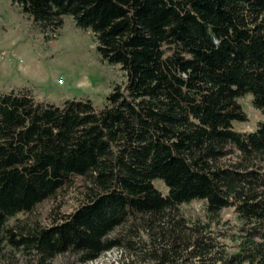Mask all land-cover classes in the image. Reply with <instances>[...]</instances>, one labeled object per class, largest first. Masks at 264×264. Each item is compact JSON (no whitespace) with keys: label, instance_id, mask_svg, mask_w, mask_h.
<instances>
[{"label":"trees","instance_id":"16d2710c","mask_svg":"<svg viewBox=\"0 0 264 264\" xmlns=\"http://www.w3.org/2000/svg\"><path fill=\"white\" fill-rule=\"evenodd\" d=\"M12 3L53 35L71 17L126 82L102 110L0 93V264H264V122L235 129L247 96L264 116V0ZM76 179L74 212L20 220ZM193 202L209 221L181 212ZM226 209L229 232L211 218Z\"/></svg>","mask_w":264,"mask_h":264},{"label":"rangeland","instance_id":"374dc122","mask_svg":"<svg viewBox=\"0 0 264 264\" xmlns=\"http://www.w3.org/2000/svg\"><path fill=\"white\" fill-rule=\"evenodd\" d=\"M125 82V74L119 66H110L100 60L92 33L78 28L71 17H63L62 27L53 35L30 21L12 0H0V93L27 92L36 102L55 106L66 101L87 100L97 110H102L114 87ZM240 104L248 122L235 124V129L241 133L251 132L264 122V116L253 107L250 96L242 99ZM237 162L238 154L235 153L222 164L229 166ZM155 186L167 194L162 182H156ZM84 192L83 181L76 179L20 220L50 225L57 215L74 212L83 203ZM181 212L191 220H210L204 202L185 205ZM211 218L219 220L225 232L239 225L238 216L232 209ZM119 256L117 252L109 253L92 264H107ZM73 262L72 257L62 256L55 264Z\"/></svg>","mask_w":264,"mask_h":264}]
</instances>
